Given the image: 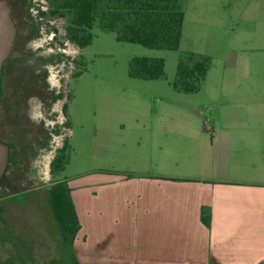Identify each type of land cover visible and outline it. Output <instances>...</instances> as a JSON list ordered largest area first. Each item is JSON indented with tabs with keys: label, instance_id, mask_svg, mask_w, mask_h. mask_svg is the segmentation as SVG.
Masks as SVG:
<instances>
[{
	"label": "rangeland",
	"instance_id": "rangeland-1",
	"mask_svg": "<svg viewBox=\"0 0 264 264\" xmlns=\"http://www.w3.org/2000/svg\"><path fill=\"white\" fill-rule=\"evenodd\" d=\"M45 1H31L33 16ZM181 2L185 21L177 50L120 41L114 31L98 26L92 30V42L79 48L65 38L64 19L37 17L39 36L33 47L40 50L38 56L55 59L48 65L50 88L62 97L52 103L50 89H40L35 91L40 96L24 101L34 122L48 126L51 133L49 146L33 159L25 179V188L34 197L23 208L14 205L7 213L12 219L1 229L9 233L6 243L10 249L14 246L19 259L45 256L36 264L70 260V248L63 244L48 197L57 178L65 179L79 209L81 227L75 240L80 248L73 244V249L81 262L97 264H160L152 244L142 245L123 211L106 207L109 180L126 182L131 173L154 174L166 168L211 178L215 144L220 143L221 154L223 144L229 142L228 177L242 181L234 186L264 191L262 5L258 0ZM188 51L212 59L202 88L194 93L172 86L178 61ZM135 56L164 58L165 76L131 77L129 63ZM20 62V66L29 64ZM38 68L46 66L39 63ZM66 138L69 160L55 178L50 163ZM25 208H33L37 215L34 210L20 213L14 224L15 213ZM95 236L106 240L93 244ZM46 244H51L50 250L42 254ZM258 244L264 245V238ZM258 264H264V258Z\"/></svg>",
	"mask_w": 264,
	"mask_h": 264
},
{
	"label": "crops",
	"instance_id": "crops-1",
	"mask_svg": "<svg viewBox=\"0 0 264 264\" xmlns=\"http://www.w3.org/2000/svg\"><path fill=\"white\" fill-rule=\"evenodd\" d=\"M258 1L264 12V0ZM219 144L214 147L211 178L166 168L154 174L131 173L126 182H107L106 207L123 211L142 245L152 244L156 262L258 264L264 258V245L258 244L264 238V191L234 186L242 181L228 177L230 143L223 144L221 154ZM208 207L210 225L203 221V209ZM105 240L91 238L93 244ZM74 245L80 248L76 240Z\"/></svg>",
	"mask_w": 264,
	"mask_h": 264
},
{
	"label": "trees",
	"instance_id": "trees-1",
	"mask_svg": "<svg viewBox=\"0 0 264 264\" xmlns=\"http://www.w3.org/2000/svg\"><path fill=\"white\" fill-rule=\"evenodd\" d=\"M25 3L31 5V0H25ZM45 3L46 9L39 8L37 17L64 19L65 38L79 48L92 42L95 26L104 31H114L120 41L168 50L180 47L185 21L181 0H46ZM211 64L212 59L207 54L194 51L183 53L177 64L173 88L186 93L199 91ZM129 75L142 79L162 78L165 76V60L161 57L135 56L129 63ZM63 111L67 115L66 103ZM55 131L58 132L57 129ZM68 147L66 138L51 161L50 171L55 178L68 163ZM48 197L63 244L70 248L67 264H97L81 262L73 249L81 225L65 179L53 180ZM210 220V208H204L203 221L210 225Z\"/></svg>",
	"mask_w": 264,
	"mask_h": 264
},
{
	"label": "flooded vegetation",
	"instance_id": "flooded-vegetation-1",
	"mask_svg": "<svg viewBox=\"0 0 264 264\" xmlns=\"http://www.w3.org/2000/svg\"><path fill=\"white\" fill-rule=\"evenodd\" d=\"M5 1L10 6L16 35L14 45L3 62L0 76V141L8 149L7 164L0 176V234L3 233L1 229L7 227L10 218L12 219L13 215L10 217L7 213L13 211L14 205L19 209L23 208L34 197V194L29 192V188H25V179L30 172L33 159L40 150L49 146L51 132L48 126L34 122L27 107H23L24 101L26 97L30 99L34 94L39 95L35 91L40 89H50L48 93L52 103L61 98L59 90L55 87L50 88L48 65L55 59L50 56H38L40 50L33 47V42L39 36L37 14L33 16V7L27 5L25 0ZM21 60L29 61V64L26 62L28 66H20ZM39 63L46 68L40 70ZM38 70L40 73L37 72ZM56 128L57 126L54 129ZM29 210L34 209L29 208ZM29 210L25 208L23 211L14 212L15 220L12 222L15 224L20 213H27ZM33 213L36 214L35 210ZM9 237V233H3V241L0 242V263L36 264L45 257L19 259L14 255L12 249L14 246L8 248L6 240ZM46 246L47 251L43 250L42 254L50 250L51 244Z\"/></svg>",
	"mask_w": 264,
	"mask_h": 264
},
{
	"label": "water",
	"instance_id": "water-1",
	"mask_svg": "<svg viewBox=\"0 0 264 264\" xmlns=\"http://www.w3.org/2000/svg\"><path fill=\"white\" fill-rule=\"evenodd\" d=\"M16 35V27L10 15V6L0 0V76L5 58L10 53ZM7 146L0 141V176L7 164Z\"/></svg>",
	"mask_w": 264,
	"mask_h": 264
},
{
	"label": "built area",
	"instance_id": "built-area-1",
	"mask_svg": "<svg viewBox=\"0 0 264 264\" xmlns=\"http://www.w3.org/2000/svg\"><path fill=\"white\" fill-rule=\"evenodd\" d=\"M41 7L42 9H46V3H44Z\"/></svg>",
	"mask_w": 264,
	"mask_h": 264
}]
</instances>
